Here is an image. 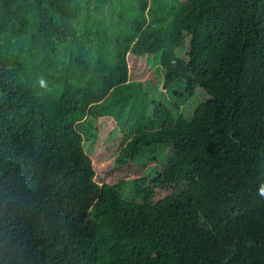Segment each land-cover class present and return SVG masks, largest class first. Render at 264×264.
I'll use <instances>...</instances> for the list:
<instances>
[{"label":"trees","instance_id":"obj_1","mask_svg":"<svg viewBox=\"0 0 264 264\" xmlns=\"http://www.w3.org/2000/svg\"><path fill=\"white\" fill-rule=\"evenodd\" d=\"M102 117L158 164L97 183ZM0 264H264V0H0Z\"/></svg>","mask_w":264,"mask_h":264},{"label":"rangeland","instance_id":"obj_2","mask_svg":"<svg viewBox=\"0 0 264 264\" xmlns=\"http://www.w3.org/2000/svg\"><path fill=\"white\" fill-rule=\"evenodd\" d=\"M188 1V0H187ZM160 43V42H159ZM139 48L134 52L128 53V68L130 80H145L153 83L156 87L159 81V64L156 50L153 46H145L138 44ZM162 90L163 99L170 100L172 104L177 103L178 107L185 103V100L178 99L175 94H171L170 90ZM157 91V89H156ZM207 98L206 93L197 89L195 95L188 98V105H195L198 101ZM183 100V103H182ZM186 106L183 109L187 114ZM95 136L92 140H84L81 146L87 158L95 170L93 179L97 183H113L123 178H134L144 173H147L150 168L158 164L159 159L165 153V146L148 147L134 160H130L128 164L120 167L113 168V162L117 155L118 144L121 140L122 134L119 132L116 123L110 117H102L96 122ZM153 148V149H152ZM163 149L162 151H157ZM161 162V161H160ZM172 191L171 187L155 189L153 199L157 200L164 197Z\"/></svg>","mask_w":264,"mask_h":264}]
</instances>
